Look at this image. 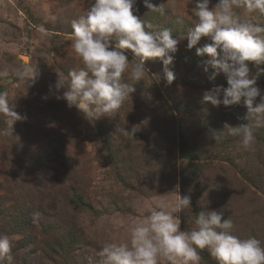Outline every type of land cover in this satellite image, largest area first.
<instances>
[{
	"label": "rangeland",
	"instance_id": "obj_1",
	"mask_svg": "<svg viewBox=\"0 0 264 264\" xmlns=\"http://www.w3.org/2000/svg\"><path fill=\"white\" fill-rule=\"evenodd\" d=\"M151 2L161 4L164 13L149 11L143 0H136L134 14L152 25L146 30L168 28L179 40L170 66L175 79L167 82L160 58L145 60L143 80L123 74L135 91L120 109L90 122L64 99H56L54 89L57 72L67 76L84 67L72 47L71 20L86 13L89 0H0V72H9L0 76V91H7L15 111L27 117L11 131L0 114V231L8 214L22 205H42L31 230L8 233L14 264H100L97 253L103 242H129V222L142 218L156 200L174 199L177 188L192 201L180 213L182 230L195 227L201 210L214 209L223 212L222 221L231 220L232 235L264 243V128L255 130L252 150L222 130L225 123L246 124L247 108L243 98L227 107L203 101L206 90L227 87V81L223 73L210 79V57L196 53L212 42L209 37L187 47L186 34L197 22L191 0ZM216 2L211 0L209 7ZM236 11L245 15L243 8ZM53 15L55 22L49 20ZM249 15L264 25V16ZM40 25L52 35L42 36ZM125 52L129 65L136 62L131 50ZM36 66L40 75L34 83L14 75V70ZM249 68L255 73L252 62ZM257 86L264 94V74ZM181 125L198 164L195 177L178 148ZM211 130L221 135L218 142ZM70 186L91 207L69 203ZM48 221L60 230L46 231ZM72 227L80 238L69 246L63 236ZM24 240L31 242L25 245ZM199 251L205 264H217L207 249Z\"/></svg>",
	"mask_w": 264,
	"mask_h": 264
},
{
	"label": "clouds",
	"instance_id": "obj_2",
	"mask_svg": "<svg viewBox=\"0 0 264 264\" xmlns=\"http://www.w3.org/2000/svg\"><path fill=\"white\" fill-rule=\"evenodd\" d=\"M91 6L84 15L71 20L72 47L81 57L84 67L71 69L67 76L57 72L54 84L56 99H64L90 122L103 115L115 113L135 91L133 84L122 80L128 71L131 80L139 82L145 76V60L160 58L168 83L175 79L170 67L179 40L172 31L163 28L149 31L151 24L134 14L136 0H89ZM152 12L164 13V7L143 0ZM191 0L197 22L187 32V47L196 46L202 37L206 43L196 49L197 55L207 54L206 61L214 72L210 79L223 73L227 87L214 86L203 94V101L213 106H232L243 98L247 108L246 124L236 126L225 123L223 131L239 137L240 146L252 150L256 143L255 130L264 128V94L257 86L264 74V25L254 22L249 14L264 16V0ZM243 8L241 16L236 9ZM138 11V9H137ZM49 20L55 22L56 16ZM42 36H51L43 25L38 26ZM112 40L116 42L113 44ZM125 50L137 58L129 65ZM252 62L256 68L252 73ZM207 71V68L205 69ZM7 69L0 76L7 77ZM14 75L35 82L40 73L37 68L14 70ZM53 90V86H49ZM61 90L62 94H61ZM259 97V100L257 98ZM45 99L47 97H44ZM0 114L6 117V130L13 129L17 121L27 119L15 111L7 91H0ZM211 138L218 142L221 135L211 130ZM178 193L171 201L156 200L142 214L128 224L129 242L105 241L97 255L100 264H200L199 250L207 249L217 264H264V243L250 236L240 238L231 234L230 219L222 221L223 212L201 210L195 218V227L181 229L180 213L189 209L192 201L187 194ZM12 239L0 233V264H12Z\"/></svg>",
	"mask_w": 264,
	"mask_h": 264
},
{
	"label": "trees",
	"instance_id": "obj_3",
	"mask_svg": "<svg viewBox=\"0 0 264 264\" xmlns=\"http://www.w3.org/2000/svg\"><path fill=\"white\" fill-rule=\"evenodd\" d=\"M63 69V68H62ZM1 90V89H0ZM182 125L179 127V142H178V148L181 153V155L188 159V164L190 168V173L195 177L198 171V164L193 162L195 159V155L190 148H188V140L186 139L184 133L182 132ZM67 193L69 194V203H73V205L82 206L84 208L91 207L90 201L85 198L83 193L78 192L75 187L70 186L67 190ZM32 206V209H29ZM39 206L42 205H32L31 203H27L21 206L20 211L13 214H8L6 221L3 224V230L0 231V233H10V234H21L24 231L27 232L31 230L34 227V223L38 222L36 219L37 213L39 212ZM5 211H7L5 209ZM8 212V211H7ZM33 215H35V218H33ZM198 215V214H197ZM196 215V216H197ZM61 220V219H60ZM44 227L46 228V231H59L61 226H58L54 224L52 221H48L44 224ZM80 238V231L76 230L75 227H72V231H70L69 234H66L63 236V241L68 242L69 246H72L74 242H76ZM31 240H24V244L27 245L30 243ZM201 253V252H200ZM14 257L12 264L16 261V257L11 253ZM202 254V253H201ZM202 264H205L204 255H201Z\"/></svg>",
	"mask_w": 264,
	"mask_h": 264
}]
</instances>
